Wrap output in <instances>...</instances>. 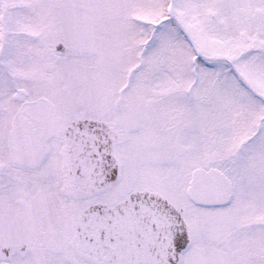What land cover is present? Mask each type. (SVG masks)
Wrapping results in <instances>:
<instances>
[{
    "label": "snow or ice",
    "instance_id": "snow-or-ice-1",
    "mask_svg": "<svg viewBox=\"0 0 264 264\" xmlns=\"http://www.w3.org/2000/svg\"><path fill=\"white\" fill-rule=\"evenodd\" d=\"M0 264H264V0H0Z\"/></svg>",
    "mask_w": 264,
    "mask_h": 264
}]
</instances>
